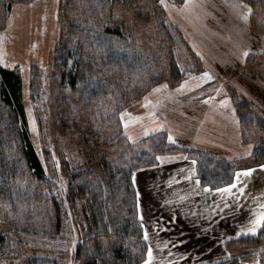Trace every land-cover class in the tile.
<instances>
[{"label": "trees", "instance_id": "16d2710c", "mask_svg": "<svg viewBox=\"0 0 264 264\" xmlns=\"http://www.w3.org/2000/svg\"><path fill=\"white\" fill-rule=\"evenodd\" d=\"M125 1L129 4L130 16L147 18L151 14L164 13L159 0H61L60 6L64 28L78 32V40L83 37L88 50L96 52L97 55L91 58L96 68L100 67L104 74L117 73L119 77L120 74L126 77L129 68L132 72L141 71L142 62L148 66L152 63L151 56L143 57L139 47L131 44V40L124 35L123 22L119 19L112 20L114 24L107 22L114 15V8ZM170 1L181 4L183 0ZM242 1L251 7V28L255 33L264 35V24L256 27L253 20L255 14L264 19V0ZM107 15L109 18H106ZM163 31L166 33L160 34L166 36L163 39L165 42L171 34L164 28ZM63 48L59 46L54 54L63 58L64 68L70 64L68 69L62 70L61 79H67V86L79 97V104L85 99L97 106L92 101L93 84L89 82L86 71L84 73V64L76 59L69 62L70 57L80 56L82 52L71 51L69 45ZM189 55L198 58L192 50ZM163 57L169 60L165 63L167 68L175 66L171 55ZM245 64L253 74L264 80L263 52H249ZM180 76L176 80L184 77ZM158 80L155 77L154 82ZM97 86L94 88L99 89ZM229 92L234 100L243 141L251 144L247 156L227 159L206 150L176 144L168 140L164 131H157L113 152L110 161L101 154L105 179L88 170L71 172L66 193L57 196L44 186V165L28 132L21 100L20 75L14 69L0 65V263L58 264L57 257L68 254L63 228L69 216L74 218L70 223L78 235L71 253L76 264L141 262L146 256L147 242L137 212L134 170L157 165L158 155L182 153L195 159V174L200 182L216 188L231 183L235 170L264 163V108L230 87ZM130 97L124 95L120 98L122 102L103 107L97 112V117L101 116L100 121L107 126H111L112 122L117 124L118 114L129 103ZM80 108L88 110L87 105ZM246 157H250L251 161L243 162ZM33 196L38 203H30ZM41 233L55 245L54 251L51 249L38 255L36 251L41 247L37 243L32 246L31 256L24 254V246L29 239L20 236L37 237ZM248 247L252 250L241 252ZM225 248L228 258L213 264H238L241 261L264 264V223L254 234L227 240Z\"/></svg>", "mask_w": 264, "mask_h": 264}, {"label": "crops", "instance_id": "0c3cea01", "mask_svg": "<svg viewBox=\"0 0 264 264\" xmlns=\"http://www.w3.org/2000/svg\"><path fill=\"white\" fill-rule=\"evenodd\" d=\"M193 1L187 7L184 4L177 12L180 16L174 14V18L201 69L173 84L160 82L151 87L144 100L134 104V108L139 106L131 116L134 136L164 131L176 144L227 159L247 156L251 144L243 141L229 87L264 108V80L248 69L247 56H243L244 50L264 53V35L253 31L249 19L241 18L247 8L230 10L231 17L221 18L219 13L210 18L198 15ZM230 2L224 3L230 6ZM205 72L211 79L203 75ZM161 85L167 87L154 91ZM168 155L157 165L133 174L138 216L143 232H148L147 252L152 249L150 264H213L227 259L225 242L254 234L241 229H247L264 210L259 207L264 204V168L260 167L264 163L239 168L231 183L211 188L196 176L195 160L181 153ZM247 168L254 171L245 176ZM237 172L241 173L239 183ZM234 183V195L216 191ZM241 187L244 192L239 191Z\"/></svg>", "mask_w": 264, "mask_h": 264}, {"label": "rangeland", "instance_id": "374dc122", "mask_svg": "<svg viewBox=\"0 0 264 264\" xmlns=\"http://www.w3.org/2000/svg\"><path fill=\"white\" fill-rule=\"evenodd\" d=\"M232 1L213 0V3L207 4L206 0H203L201 4L199 0H194L193 3L198 15L201 13L211 16L210 18H217L216 15L221 13V18H225L233 16L230 12L233 11L232 9L235 10ZM224 2H230V6ZM158 4L164 13L151 14L152 16L147 18L130 16L127 1L119 3L114 8L112 18L106 16L109 18L107 20L109 24H114L112 21L114 19L123 22L124 35L131 40V44L139 47L143 57L151 56L150 61L152 60L151 66L142 62L141 71L137 69L132 72L129 68L130 72L127 73L129 76L123 77V74H120L119 77L117 73L105 72L107 75L100 70V67L96 68L91 59L97 55L96 52L88 50V46L82 41L83 37L82 40H78V32L64 28L60 18L61 0H3L0 3V65L14 69L20 75L21 100L25 109L28 132L43 162L46 176L44 186L49 192L52 190L57 196L64 195L71 172L88 170L100 179H105L101 154L110 161L113 152L126 148L129 143L138 139L134 136L136 127L131 116L133 117L139 106L134 108V104L144 100L147 91L160 82L173 84L179 75L184 76L178 79L181 80L199 73L202 64L197 60L198 58L194 59L189 55L191 48L183 39L179 23L174 18V14L180 16L177 12L185 4V0L181 4L170 0H164V4H161L159 0ZM165 4L168 6L165 7ZM242 4L250 7L243 1ZM253 20L256 27L264 24V19L258 14L254 15ZM174 26L179 30L177 31ZM163 28L172 37H167L168 41L165 42L163 39L166 36L160 34L166 33ZM65 45H69L73 52H82L80 56L70 57L69 62L72 63L76 59L84 64V73L86 71L89 82L93 84L92 101L97 106L86 102L85 99L80 100L81 104H79V97L75 96L67 86V79H61L62 70L68 69L70 64L64 68L63 58L54 54L59 46L63 48ZM156 52L157 54H154ZM166 54L171 55L175 64L174 69L167 68L165 63L169 60L163 57ZM86 76L84 74V77ZM155 77L159 79L156 82H154ZM96 85L99 89L94 88ZM124 95L131 97L129 103L118 114L116 120L118 125L112 122L111 126H107V123L101 122V116L98 118L97 112L103 107H111L116 102H122L120 98ZM82 105L84 108L87 105L89 111L80 108ZM168 154L174 153L161 154L157 158L169 156ZM186 157L195 160L193 157L187 155ZM159 160L161 159H158V163ZM249 161H251L250 157L243 159V162ZM30 203H38V200L35 201L33 196L30 198ZM70 214L69 212L67 215ZM71 219L74 218L69 216L66 219L63 228L66 233L68 254L59 255L58 264L77 262L71 258L78 237L76 230L71 227ZM20 237L29 239L24 246V254L28 253L29 256L33 244L38 243L41 247L36 251L38 255L53 250L55 246L43 233L37 237L32 235ZM250 250L252 249L248 247L241 252Z\"/></svg>", "mask_w": 264, "mask_h": 264}, {"label": "snow or ice", "instance_id": "6c2138e0", "mask_svg": "<svg viewBox=\"0 0 264 264\" xmlns=\"http://www.w3.org/2000/svg\"><path fill=\"white\" fill-rule=\"evenodd\" d=\"M160 3H161V4H164V0H160ZM187 4H188V0H185V7H187ZM167 6H168V5L165 4V7H167ZM232 7H234V8H247V11H244V12L241 13V18H242L243 20H245V21H247V20L249 19V15H248V14H249L252 10H251L250 7H248V6H246V5H243V4H242V0H237V2H234V3L232 4ZM247 55H248V50H244V51H243V56H247ZM203 75L206 76V77H208L209 79H211V76L209 75V73L205 72ZM185 83H186V82H185ZM163 87H167V85H161V86H159L158 88L154 89V91H159V88H163ZM180 87L183 88V87H184V84H181ZM178 90H179V89H178ZM147 102H148V101H147V98H146V103H147ZM169 139L171 140L172 137L169 136ZM158 159H161V160H162L163 158H162V157H158ZM260 167H261V168H264V165H260ZM253 171H254L253 169H251V168H247V169H244V170H243V174H244L245 176H247V175L251 174ZM240 175H241L240 172H237V173H236V177H237V181H236V183H239V177H240ZM198 182H199V181H197V183H198ZM236 183H234V184H230V185H227V187L224 188V189H216V191H228L230 195H234V193H232L231 190H232L234 187H236ZM239 191H240V192H244V188L241 187V188L239 189ZM138 206H139V205H138ZM259 207H260V209H264V204H261ZM142 219H143V216L141 215V220H142ZM262 223H264V210L259 211V213H258V215L256 216V218L250 221V226H249L247 229H243V228H242L241 231H242V232L247 231V232L255 233V232L257 231V228H258ZM144 237H145V239L148 238V232H147V230H145ZM74 243H75V242H74ZM147 257H148L147 259H145L144 261H142V264H150V261H151V259H152V249H151V247L148 248Z\"/></svg>", "mask_w": 264, "mask_h": 264}]
</instances>
